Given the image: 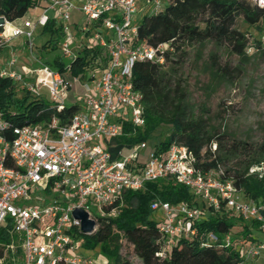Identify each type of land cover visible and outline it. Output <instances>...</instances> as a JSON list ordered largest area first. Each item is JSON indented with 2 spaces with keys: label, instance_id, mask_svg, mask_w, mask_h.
<instances>
[{
  "label": "built area",
  "instance_id": "obj_1",
  "mask_svg": "<svg viewBox=\"0 0 264 264\" xmlns=\"http://www.w3.org/2000/svg\"><path fill=\"white\" fill-rule=\"evenodd\" d=\"M34 1L43 5L34 22L16 24L17 19L8 21L0 16V48L22 37L34 66L23 73L14 72L16 59L12 53L4 64L0 63L1 78L10 79L37 97L44 89L51 105L57 111L62 109L68 89L81 78L69 76V64L64 67L65 77L31 55L33 30L47 23L48 11L60 20L58 51L62 59L70 63L76 56L66 25L72 11L81 15L75 24L76 33L86 40L81 50L97 47L100 55L84 68L89 75L84 84L88 94L67 120L52 117L46 123L14 127L10 142L0 138V264H94L88 257L74 254L82 246L80 238L95 231L99 218L114 217L126 192L164 180L187 188L197 204H170L158 199L150 202L151 213L160 214L156 222L158 256L169 251L174 239L196 237L194 223L220 207L242 222L256 223L263 231L264 205L241 199L232 180L221 178L220 169H195L185 147L172 143L160 151L140 141L110 151L116 148L113 140L123 134L124 122L132 129L144 126L141 96L132 87L131 68L135 62L161 64L162 51L168 46L151 47L137 41L136 21L140 11L142 15L157 14L163 0H140V9L138 0ZM251 1L264 8V0ZM260 42L264 45V33ZM72 100L75 103L73 96ZM5 127L0 114V131ZM254 170L258 176L264 174L262 166L250 172ZM92 207L95 213L89 211ZM75 209L84 211L94 222L91 233H81L80 220L72 215ZM205 242L231 246L228 233L220 240L207 233ZM233 247L245 262L264 251V241L244 242L239 237Z\"/></svg>",
  "mask_w": 264,
  "mask_h": 264
},
{
  "label": "trees",
  "instance_id": "obj_2",
  "mask_svg": "<svg viewBox=\"0 0 264 264\" xmlns=\"http://www.w3.org/2000/svg\"><path fill=\"white\" fill-rule=\"evenodd\" d=\"M34 5V0H0V16L13 21L23 17L27 9ZM236 15L241 16L249 27L258 29V25L262 24L259 38L249 41L247 35L233 29ZM196 22H200L202 26L199 27ZM40 29L42 33L49 34H54L57 30L53 29L52 21H47ZM263 33L264 8L257 7L251 0H163L162 9L157 14H143L137 25V41L151 47L158 44H166L168 47L162 51L161 64L150 61L133 64L131 84L141 96L144 126L142 129H132L124 122L123 134L113 140L116 148L110 151L114 153L122 146L140 141L148 143L155 128L167 125V135L154 145L158 150L163 151L172 143L185 147L193 157L195 169H220L221 178L232 180L245 200L264 205V174H247L249 167H259L264 162V149L255 151L242 141H234L225 132L211 133L205 121L185 116L178 103H175L173 93L178 85L174 84L171 72L179 64L187 46L192 43L211 41L215 45H226L239 59L245 60L248 48L253 52H264V45L260 42ZM56 39L58 40L57 37ZM55 50L53 48L47 53L40 52V62L61 74L69 64V76L78 78H82L84 68L100 55L97 47L83 48L68 63ZM165 64L170 66L163 70ZM17 89L18 86L10 79L0 77V114L6 124L0 131V138L6 142L12 140L11 129L14 127L46 123L52 117L63 122L78 109L77 103H69L57 111L54 106L45 104L40 97L30 96L26 91L21 100H15L14 93ZM239 157L246 160L243 171L232 168L236 165L228 167L233 158ZM154 199L170 204H197L189 190L183 186L172 185L165 180L146 183L142 190L124 194L122 206L114 217L99 218L95 231L83 237L82 246L91 248L100 244L101 254L108 259L109 264H128L119 253L121 239L130 245L138 264L245 263L241 262L233 244L239 237L244 242H256L250 229H256L257 224L242 222L229 211H224L223 207L212 214L205 213L202 219L194 223L196 237L176 238L169 251L163 257L158 256L159 233L156 223L149 219V204ZM207 233L213 234L218 240L225 234H230L231 246L225 248L216 243L205 242Z\"/></svg>",
  "mask_w": 264,
  "mask_h": 264
},
{
  "label": "rangeland",
  "instance_id": "obj_3",
  "mask_svg": "<svg viewBox=\"0 0 264 264\" xmlns=\"http://www.w3.org/2000/svg\"><path fill=\"white\" fill-rule=\"evenodd\" d=\"M141 2L138 0L136 3L138 9H140ZM40 13L39 8L31 6L24 16L17 19L15 23L20 24L23 20L34 22ZM80 17V14L72 11L66 23L72 36L69 43L72 54L80 52L82 44L86 42L76 33L75 29V22ZM141 17L142 12L140 11L137 15V23ZM196 24L199 27L202 26L200 22H196ZM232 27L247 35L249 41L259 38V33L263 29L262 24L258 25V29L247 26L239 15L235 16ZM33 31L32 56L37 57L38 52L45 49L55 48V52L58 51V43L61 40L58 32L49 36L48 33H41L40 27H35ZM13 41L20 42L23 41V38L19 37ZM21 48L22 62L24 60L29 65L32 57L24 44ZM169 66V64H165L162 69L166 70ZM12 70L16 73H23V71H18L15 66ZM171 72L173 73L174 84L178 85L173 93L174 99H176L175 103H178L179 109L185 116L189 119L205 121L211 133L225 132L234 141H242L255 151L264 149V52H253L252 49H249L246 52V59L241 60L226 45H215L211 41L192 43L187 46L179 64L175 65ZM88 76L86 72L83 73L82 78L77 79L67 91L68 95L74 97V102L77 104L81 103L88 94L84 88ZM38 94L45 104H52L44 89H40ZM24 96L25 92L20 88L14 93L15 100H21ZM168 131L169 126L167 125H160L155 128L148 145L154 146L162 141ZM100 143L105 146L102 141ZM123 154H127V151L124 150ZM245 161V158L242 157L233 158L228 167L236 165L232 168L243 171ZM261 166L264 168V162L261 163ZM251 168L253 167L247 169V174L257 172L256 170L250 172ZM36 194L43 196L42 192H36ZM240 197L244 199L243 196L240 195ZM89 211L95 213V208H89ZM149 219L156 223L160 219V214L151 213ZM250 233L253 239L260 242L264 241V230L251 228ZM80 241L83 243V238H80ZM119 253L128 264H138L130 245L122 239ZM74 254L88 257L94 264H109L108 259L101 254L100 244L91 248L80 246ZM244 264H264V251L254 259L245 261Z\"/></svg>",
  "mask_w": 264,
  "mask_h": 264
},
{
  "label": "crops",
  "instance_id": "obj_4",
  "mask_svg": "<svg viewBox=\"0 0 264 264\" xmlns=\"http://www.w3.org/2000/svg\"><path fill=\"white\" fill-rule=\"evenodd\" d=\"M33 7H37V8H39V10H40V12L42 13V7H43V5H34ZM40 13V14H41ZM39 14V15H40ZM47 16L49 17L48 18V21H52L53 22V29H57L56 31H54V32H58L59 34H61V32H60V20H59V18H58V16L56 15V14H54L53 12H51V11H48L47 13ZM38 15V16H39ZM58 21H59V23H58ZM78 21V19L76 20V22ZM76 22H75V24H76ZM41 28V27H40ZM34 32V31H33ZM42 33V32H41ZM44 34H46V33H44ZM49 34V33H48ZM52 35H54V34H49V36H52ZM15 39H17V38H15ZM14 39H12V40H10L4 47H2V48H0V61H2V63L1 64H4L5 63V61L10 57V55L13 53L15 56H17V59H16V63H15V67L18 69V71H20V72H22V71H26L27 69H30V67H33L34 66V63L31 61L30 62V64L29 65H27V63L26 62H24V60H23V62H22V58L20 57V55L22 54L23 55V53H21V50H22V48H21V46L24 44L23 42L24 41H20V42H17V41H13ZM40 52H42V53H47V52H49V50H41V51H39L38 52V54H37V58H39V54H40ZM39 61H40V58H39ZM13 66V67H14ZM12 67V68H13ZM63 74H64V76H66V73L65 72H63ZM67 103H72L73 102V100H72V96H70V95H68V98H67V101H66ZM66 102H64V103H66Z\"/></svg>",
  "mask_w": 264,
  "mask_h": 264
},
{
  "label": "water",
  "instance_id": "obj_5",
  "mask_svg": "<svg viewBox=\"0 0 264 264\" xmlns=\"http://www.w3.org/2000/svg\"><path fill=\"white\" fill-rule=\"evenodd\" d=\"M74 218L80 220V230L83 235H87L93 231L94 222L87 218V215L84 211L80 209H75L72 212Z\"/></svg>",
  "mask_w": 264,
  "mask_h": 264
}]
</instances>
